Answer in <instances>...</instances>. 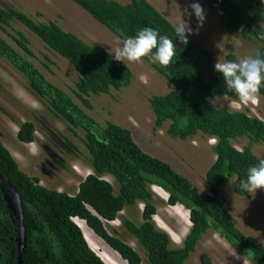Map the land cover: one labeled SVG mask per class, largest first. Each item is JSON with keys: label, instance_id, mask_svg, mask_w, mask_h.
Instances as JSON below:
<instances>
[{"label": "trees", "instance_id": "obj_1", "mask_svg": "<svg viewBox=\"0 0 264 264\" xmlns=\"http://www.w3.org/2000/svg\"><path fill=\"white\" fill-rule=\"evenodd\" d=\"M73 1L123 40L145 26L174 40L176 54L169 66L144 58L173 86L149 99L154 127L168 124L167 133L183 140L197 134L215 138L216 160L206 173L207 193L170 163L146 152L131 129L112 120L99 121L92 113L95 96L129 87L135 77L132 68L113 59L114 53L103 45L84 40L56 21L38 20L21 9L0 5V29L15 43L0 32V58L25 77L29 91L80 138L86 149L83 158L93 170L76 193L50 188L28 174L0 139V175L16 188L23 203L26 244L22 264H108L90 246L76 218L84 220L129 264H187L199 242L211 232L226 239L252 264H264L263 241L240 227L222 197L226 186L238 195H251L239 183L246 179L248 168L262 159L253 145H264V121L246 110L213 104L218 97L240 98L227 92L222 74L214 69L212 52L190 37L186 46L181 44L175 24L148 0ZM211 2L229 30L259 42L258 51L264 58V0ZM14 23L25 26L76 68L79 76L70 92L36 66L30 58V39L22 31L9 32ZM228 58L236 61L233 55ZM258 95L264 106V84ZM36 131L33 121H24L18 139L33 142ZM242 139L247 145L240 149L235 142ZM153 185L168 192V204H181L190 211L192 226L182 245H175L154 220L160 200ZM115 220L121 226L111 232L108 224ZM18 224L0 187V264H19ZM129 237L141 251L128 242Z\"/></svg>", "mask_w": 264, "mask_h": 264}, {"label": "rangeland", "instance_id": "obj_2", "mask_svg": "<svg viewBox=\"0 0 264 264\" xmlns=\"http://www.w3.org/2000/svg\"><path fill=\"white\" fill-rule=\"evenodd\" d=\"M130 3L132 0H119ZM157 9L165 13L173 24L183 19L197 28V20L193 14L185 13L192 2L201 4L205 11V22L198 34L190 37L202 46L213 51L216 62L228 61V55H234L237 61L254 54L259 42L247 39L241 34L229 30L222 19L216 15L211 0H148ZM0 5L12 6L42 21H56L68 31H72L90 43L101 44L114 53L122 46L123 39L104 27L86 10L73 0H0ZM9 32L17 34L22 31L30 39L33 56L30 58L59 87L71 91L78 79L76 68L68 59L50 49L37 35L20 23H14ZM1 34L12 44L14 39L0 29ZM134 72L132 84L122 90H114L111 94L96 95L93 101L94 116L105 123L112 120L131 129L135 140L148 153L170 163L176 170L187 176L202 191L209 192L206 184L208 168L216 160L213 151L215 140L202 134L190 139H179L167 133L168 124L156 129L155 115L149 99L154 94H165L173 86L161 75L149 61L127 62ZM29 84L12 65L0 58V139L18 160L20 166L33 176L41 179V183L69 193H76L80 182L93 172L83 158L86 153L80 138L68 131L65 123L50 114L35 94L29 91ZM215 106L229 109H242L251 115L264 120V106L256 95L253 101L243 102L229 98L214 99ZM31 120L37 127L36 140L22 142L18 139L19 125ZM243 148L247 140L235 142ZM254 152L264 159V145H253ZM113 182V178L108 176ZM160 200L154 220L157 225L171 235L175 245H181L191 228L190 212L183 205L167 203L168 194L155 186ZM222 197L232 210L236 222L245 232L257 236L264 243V189H258L250 196H242L233 192L231 186L223 188ZM142 204L139 205L140 211ZM141 207V208H140ZM140 218V217H139ZM81 226L90 246L109 264H129L117 251L108 245L88 224L79 218ZM119 220L108 224L109 230L120 228ZM128 242L141 251L133 238ZM144 251V249L142 250ZM234 252L240 259L233 256ZM146 257V252L144 251ZM187 264H252L240 254L226 239L216 232L203 237Z\"/></svg>", "mask_w": 264, "mask_h": 264}, {"label": "clouds", "instance_id": "obj_3", "mask_svg": "<svg viewBox=\"0 0 264 264\" xmlns=\"http://www.w3.org/2000/svg\"><path fill=\"white\" fill-rule=\"evenodd\" d=\"M189 8L191 9V11H189L188 8H185V13L189 17H191L193 14L195 15L196 20H197V28L194 30L191 27L190 22H187L184 19L174 26L176 38H178L179 42L185 46L189 43V37L191 35L198 34L199 29L203 27V24L206 19L205 11L200 3L192 2L189 5ZM216 15L219 16L217 13ZM219 17L223 21V18L221 16ZM261 38L264 39V37H261ZM176 48H177V44L174 42L172 38H170L167 35H161L156 29H154L151 26H145L142 29H140L135 36H129V37L124 38L122 42V46L117 47L115 49L114 54H113V59L126 64L125 63L126 61L142 63L143 59L145 57H148L152 63L154 64L158 63L162 67H167L172 63L173 58L175 57ZM209 50L212 52L213 57H214L213 51L211 49ZM214 60H215V57H214ZM227 60L228 61L226 62H221L220 59L217 62L215 60L216 63L214 65L215 71L222 74L227 92L235 93L237 96H239L240 100L243 102L253 101L256 95H258L261 85L264 84V58H262V54L260 53V51L257 50L254 54L241 58L239 61H237L236 59L237 62L230 61L229 58ZM229 99H232V98H229ZM233 100H239V99H233ZM260 100L262 103L261 97H260ZM210 102H212V100H210ZM231 110H242V109H231ZM252 116H255V115H252ZM19 130H20V125H19L18 132ZM17 137H18V134H17ZM213 139L215 140V143H216V139L215 138ZM155 186L157 185L152 186V190L155 192V194H159L155 190ZM157 187H160V186H157ZM239 187L241 190L249 192V193H253V192L255 193L258 189H264V159H260L257 164H254L248 168L247 177L246 179H243L240 181ZM160 188L164 192L166 191L162 187ZM166 193L168 194L167 191ZM168 197H169V194H168ZM168 197H167V203H168ZM233 256H236L237 259H240V257L237 256L235 252Z\"/></svg>", "mask_w": 264, "mask_h": 264}, {"label": "water", "instance_id": "obj_4", "mask_svg": "<svg viewBox=\"0 0 264 264\" xmlns=\"http://www.w3.org/2000/svg\"><path fill=\"white\" fill-rule=\"evenodd\" d=\"M0 187L4 193V197L7 200L9 207L12 209L19 221V235L17 237L18 249H19V264H22V253L26 244L25 237V225H24V210L20 193L9 182V180L3 178L0 175Z\"/></svg>", "mask_w": 264, "mask_h": 264}, {"label": "bare ground", "instance_id": "obj_5", "mask_svg": "<svg viewBox=\"0 0 264 264\" xmlns=\"http://www.w3.org/2000/svg\"><path fill=\"white\" fill-rule=\"evenodd\" d=\"M86 236V235H85ZM86 238H88V237H86ZM95 250V249H94Z\"/></svg>", "mask_w": 264, "mask_h": 264}]
</instances>
